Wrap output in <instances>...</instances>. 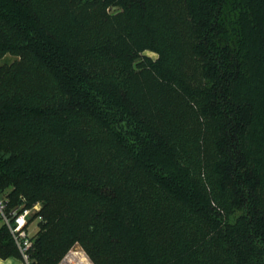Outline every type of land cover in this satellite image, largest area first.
Returning <instances> with one entry per match:
<instances>
[{
  "label": "trees",
  "instance_id": "obj_1",
  "mask_svg": "<svg viewBox=\"0 0 264 264\" xmlns=\"http://www.w3.org/2000/svg\"><path fill=\"white\" fill-rule=\"evenodd\" d=\"M6 54L0 194L43 203L30 264H264V0H0Z\"/></svg>",
  "mask_w": 264,
  "mask_h": 264
},
{
  "label": "built area",
  "instance_id": "obj_2",
  "mask_svg": "<svg viewBox=\"0 0 264 264\" xmlns=\"http://www.w3.org/2000/svg\"><path fill=\"white\" fill-rule=\"evenodd\" d=\"M7 200L4 197H0V213L3 216L4 221L11 230V233L16 240L24 259V264H30L27 251L32 246L33 236L35 230L31 227L29 218L34 213L36 204L33 207H15L10 210L9 214H6ZM41 218V216H40ZM33 230V231H32ZM58 264H95L87 252L81 248L76 249L73 247L67 254L60 260Z\"/></svg>",
  "mask_w": 264,
  "mask_h": 264
},
{
  "label": "rangeland",
  "instance_id": "obj_3",
  "mask_svg": "<svg viewBox=\"0 0 264 264\" xmlns=\"http://www.w3.org/2000/svg\"><path fill=\"white\" fill-rule=\"evenodd\" d=\"M84 1H85V0H84ZM106 9H107V12H109V13H115L116 11H118V8H117V7H114V6H112V5H108V6L106 7ZM146 52H147L148 54L152 55L153 57H156V56H157V54H156L155 52H153V51L148 50V51H146ZM18 58H19V57L15 56V55L6 54L5 56H3V57L0 58V65L3 64V63H6V62H13V61H15V60L18 59ZM44 80H45V79H44ZM44 82H45V81H44ZM11 189H12V188L10 187V188L6 189L5 191H3V192L0 194V197L2 198V197H4V196H7V195H8V192H9ZM42 205H43V203H42L41 201L37 202L35 209H41V208H42ZM1 224H2V222L0 221V225H1ZM34 225H35V224H34ZM34 225H32V227H33ZM36 228H37V227L34 226V230H35ZM32 231H33V230H32ZM74 246H75V244L72 245V246H70V247L67 249V251L69 252ZM79 249H81V248H79ZM23 261H24V259H23Z\"/></svg>",
  "mask_w": 264,
  "mask_h": 264
},
{
  "label": "crops",
  "instance_id": "obj_4",
  "mask_svg": "<svg viewBox=\"0 0 264 264\" xmlns=\"http://www.w3.org/2000/svg\"><path fill=\"white\" fill-rule=\"evenodd\" d=\"M0 264H24V261L15 256H9L6 258L0 257Z\"/></svg>",
  "mask_w": 264,
  "mask_h": 264
},
{
  "label": "water",
  "instance_id": "obj_5",
  "mask_svg": "<svg viewBox=\"0 0 264 264\" xmlns=\"http://www.w3.org/2000/svg\"><path fill=\"white\" fill-rule=\"evenodd\" d=\"M75 248L76 249H79V248H81V246L80 245H76Z\"/></svg>",
  "mask_w": 264,
  "mask_h": 264
}]
</instances>
